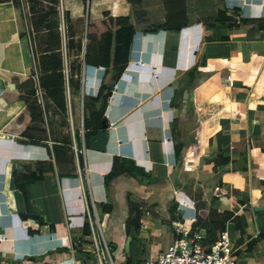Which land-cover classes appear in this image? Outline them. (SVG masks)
I'll return each mask as SVG.
<instances>
[{
	"label": "crops",
	"instance_id": "obj_1",
	"mask_svg": "<svg viewBox=\"0 0 264 264\" xmlns=\"http://www.w3.org/2000/svg\"><path fill=\"white\" fill-rule=\"evenodd\" d=\"M54 1L0 0V264H95L82 245L88 240L83 234L88 202L103 219L116 263L155 257L178 236L177 227L167 214L159 220L143 213L140 227L128 229L137 197L159 204L158 211L176 201L175 216L200 229L197 200L203 203L201 222L213 208L233 211L226 225L240 248L238 264H264V239L252 241L264 229V14H250L264 12V0H185L187 20L181 23L199 29L156 31L146 28L171 24V0ZM51 8L57 11V29L69 30L73 65L77 42L82 43L81 87L73 98L95 97L102 84L116 83L105 110L106 151L86 145L81 151V137L79 149L72 129L69 139H55L48 127L40 138L25 132L32 125L30 100L41 106L44 120L49 113L45 103L52 102L42 90L39 94L34 78L39 82L44 48L43 32L34 29H48L55 18L47 14ZM218 9L224 12L221 19ZM131 26L135 33L128 60L115 80L114 49ZM86 47L95 60L108 50L109 65L83 62ZM193 67L194 84L187 89L186 72ZM126 144L130 152L125 155L157 182L145 185L123 173L105 188L110 156L120 155ZM40 160H52L54 174L27 183L24 198L13 173ZM178 163L173 183L170 175ZM70 171L77 174L70 176ZM102 204L111 210L105 212ZM256 206L263 209L256 211ZM23 213L38 215L45 224L22 218ZM237 220L241 227H234Z\"/></svg>",
	"mask_w": 264,
	"mask_h": 264
},
{
	"label": "trees",
	"instance_id": "obj_2",
	"mask_svg": "<svg viewBox=\"0 0 264 264\" xmlns=\"http://www.w3.org/2000/svg\"><path fill=\"white\" fill-rule=\"evenodd\" d=\"M84 1V0H83ZM55 3L57 0L54 1ZM135 2H139L138 0H135ZM172 5V17L168 18L167 20L171 21L170 25L167 24H157L152 25L151 27H147L146 29H199V25H193L191 27H183L181 22H184L187 20L185 7L183 5H179L181 3V0H171L170 1ZM177 12H176V11ZM235 11L238 9L235 8ZM221 9L217 10V18L221 19L223 17ZM47 14H53L55 15V18L50 20L49 23H47L46 28L48 29H34L35 31H42L43 35H41L40 41L44 44V48L40 50L42 54L40 55L39 59V70H40V78H39V85L42 90V93L44 96L48 97L61 111L62 115L66 117L67 114V108H66V99H65V75H64V56L67 62L68 67V83H69V90L71 98L78 94L80 87H81V64L82 60L80 59V54H82V43L79 39L76 45V51L75 55L77 57L73 62L70 59L71 56V46L68 45L66 42V49L64 52V48L62 46V32L60 29H57L58 26V19L56 18L57 11L53 8L48 11ZM253 15H262L264 12L261 13H250ZM181 17V20L174 19L176 17ZM183 16V18H182ZM264 19V17H262ZM127 33V37L124 41L120 42L118 41L115 49H114V56L112 59L113 65H114V73H115V80H117L121 74V72L124 69V64L128 60V50L130 46V42L132 39L133 34L135 33V28L132 26L128 29H124ZM69 35V30L64 29V36L67 39ZM74 34H72L73 36ZM105 52V55H104ZM65 53V55H64ZM102 58L99 60H95L91 58L90 56V50L88 47L85 48V51L83 53V62L85 63H93V64H99V62H104L103 64L105 66L109 65V51L105 50L102 53ZM105 58V59H104ZM196 67L191 68L189 71L186 72V75L189 77V80L186 84V88L189 89L193 86L194 81V73H195ZM113 82L110 84H102L100 86L99 92L95 97H88L84 99V120H83V126L85 129V141L87 140V137L91 134L96 133L98 129L101 128L102 121L105 119V110L106 106L108 104V92L109 90H112L113 88ZM35 89L31 88L29 94H34ZM72 99H71V109H72ZM29 109L31 114V126L28 127V131H25L26 134H29L30 129H35V126L38 127L39 121L42 120V112L37 105V102L35 100H30L29 102ZM73 110V109H72ZM65 123L66 120H65ZM34 127V128H33ZM43 129V125L41 130ZM44 130V129H43ZM42 130V132H43ZM74 134L76 138V142L78 145V148L80 149V134H79V128L76 126L74 129ZM30 135V134H29ZM71 144V142H69ZM71 148V147H70ZM72 150V148H71ZM180 150L181 145L178 147V156L180 157ZM130 152V146L128 144L121 146V154L120 155H112L109 159V171L103 176V183L105 188H108L110 182L116 178L118 175L127 173L130 176L135 177L138 182L142 184H151L155 183L159 180L157 177H150V175L147 174V172L138 164L135 163V161L130 158L129 156L125 155V152ZM78 156L80 160H82V155L78 151ZM82 162V161H81ZM82 169V165H81ZM54 174V166L52 160H40L35 162V166L32 168H25L23 170H15L13 173V180L15 187L18 188L21 192L23 197L25 198V185L29 182H36L41 179H43L45 176H49ZM70 176H75L77 174L76 171H70L67 173ZM89 204V202H88ZM175 205L177 203L175 202ZM103 210L105 212H108L111 210L110 204H102ZM90 212H91V208ZM135 212L134 206L130 207V217L127 220V227L128 229L130 227L139 228V216L134 214ZM223 212H226L229 216L227 218H221L219 220H214L212 216V229H209L208 226H205L203 224V228L205 229V236L203 238V242L206 245H210L213 243L216 238L218 237L219 233L225 229V224L232 218L233 211L225 210ZM212 215V212L209 211L208 216ZM22 218H34L38 220L40 225H44L45 222L41 217L38 215H33L30 213L22 214ZM133 216V217H132ZM198 221V219H197ZM196 221V222H197ZM197 225V224H195ZM199 227V226H198ZM83 234L84 235H90V226L88 222V216L86 215V221L83 224ZM87 244L90 245V241L87 240ZM111 245V244H110ZM86 252V253H85ZM84 254L94 260L96 262V256L95 253H90V251H84ZM131 259H129L126 264H130Z\"/></svg>",
	"mask_w": 264,
	"mask_h": 264
},
{
	"label": "built area",
	"instance_id": "obj_3",
	"mask_svg": "<svg viewBox=\"0 0 264 264\" xmlns=\"http://www.w3.org/2000/svg\"><path fill=\"white\" fill-rule=\"evenodd\" d=\"M62 12V10H61ZM63 34V48L64 52L66 49V38L64 36V29H62ZM65 55V53H64ZM64 75H65V99L68 119L70 120L72 132L74 131L72 126V109H71V95L68 83V67L64 56ZM36 80L37 91L40 92L41 88L37 79ZM116 88V83L113 84V92ZM84 120V98L80 96V114L79 121L81 128L79 129L82 150L85 149V129L83 126ZM74 148L77 150V146L74 143ZM85 170V168H84ZM81 170L79 169V173ZM84 197H87L85 190L83 189ZM89 208H93V213L90 212ZM87 216L90 226V237L93 242V252L98 258L100 264H103V259L107 255L109 259V264L116 263L111 256V246L107 242L103 233V223L100 222L97 214L95 213L94 203L88 204L87 206ZM177 237L170 242L165 249L160 251L155 257L147 258L138 264H238V253L240 251L239 246L236 245L235 239L230 236L228 229L221 231L216 238V240L210 245H206L202 240L205 236L203 233L204 229L199 231H194L190 233L186 228H176ZM106 261V259H105Z\"/></svg>",
	"mask_w": 264,
	"mask_h": 264
},
{
	"label": "rangeland",
	"instance_id": "obj_4",
	"mask_svg": "<svg viewBox=\"0 0 264 264\" xmlns=\"http://www.w3.org/2000/svg\"><path fill=\"white\" fill-rule=\"evenodd\" d=\"M14 1L18 2L19 0H14ZM182 2H183V5L185 7L184 10L187 13V8L185 6L186 5V1L185 0H181V3L179 5H182ZM205 10H207V8ZM182 18H183V16H182ZM176 20H181V17L180 16L176 17L174 19V21H176ZM71 99L73 101L72 102V106H73L72 107V109H73L72 110V126H73L74 129H75L76 126L80 129L81 128L80 121H79L80 98H77V97L73 98L72 97ZM45 107H46L47 111L49 112V113H47L46 119L44 120V117H43V114H42L43 119L41 121H39V123H41V124H38V127L35 126L34 130L30 129L29 130V134L32 135L33 137H38V138L44 137V136L47 135V127H48V131L50 132L51 136L54 137L55 139H63L64 137H65V139H69V137L71 136V125H70V120L68 119L69 118L68 115L66 114V117L63 116L61 111L59 110V108L53 102H46L45 103ZM39 108H40V110L42 112V108H41L40 105H39ZM65 120H66L67 123H65ZM42 125H43V129H44V130L42 129L43 132L41 130ZM33 137L32 138L29 137L28 140L35 141V142H41V141H37V139L33 138ZM72 145H73V142H72ZM81 151H82V144H81ZM34 166H35V163H24V164L20 165L19 168H20V170H23L25 168H32ZM69 170L66 169L65 171H69ZM179 186H182V185L180 184ZM181 197H182L181 193H177V198L181 199ZM198 197H200V196H198ZM147 199L146 198H144V199L142 198L141 199V198L137 197V200L134 199L136 201H134V202L132 201L131 202L132 206H134V208H135V214L139 216V221H140L141 215L143 213H144V215L147 216V218H158L159 220H163L166 217V214H167L168 217H169V220H171L173 222V225H175L178 228H180V227L186 228L187 230H189L190 233H193L194 231H196V229H197V231L200 230L199 227L195 228L193 225H191V226L184 225L181 217L179 216V218H177L178 216H175V212H176V208H177V205H175L176 201H173L166 209L158 211V210H155L156 209L155 205H159V204L152 203L151 201H149ZM195 199L197 200L198 198H195ZM195 208H196V218L198 219L197 222L205 224V226H208L209 229H212V227H213V225H212V216H213L214 220H219V219L224 218V217L227 218L229 216L228 214H226V212H223L225 210L219 211L218 209L213 208V209L210 210L212 212V215L207 216L204 219V221L201 222V220H202V216H201L202 215V211H204L203 210V203L197 200V202L195 203ZM157 211L160 212L161 216L159 215V213H156ZM156 214H157V216H156ZM237 218L241 219L240 214H237ZM174 219H176V220H174ZM102 220H100L101 223H103ZM197 222H195V223L198 224ZM240 224H241L240 220H237L235 222L234 227L235 226L241 227ZM139 227H140V224H139ZM225 229H228V232L231 235L234 234L233 229L232 228H228V226L226 224H225ZM253 231L255 232V230H253ZM241 232L243 234V232H244L243 229H242ZM103 233H105V232H103ZM203 233H205V229L203 230ZM87 236H88V238H87L88 241H90V245L85 243L84 241H83L82 245L83 246H87L88 247L87 249L92 253L93 252V242L91 240L90 235H87ZM263 239H264V229H259L258 233L255 235V237L253 238L252 241H253V243H255V242L259 241V240L262 241ZM164 241H167V240L164 239ZM76 247L77 246L72 247V250H74ZM96 259L97 260H96L95 264H100V262H99L97 257H96ZM105 259H106V261H105ZM103 264H109V259L107 258V255L103 259Z\"/></svg>",
	"mask_w": 264,
	"mask_h": 264
},
{
	"label": "water",
	"instance_id": "obj_5",
	"mask_svg": "<svg viewBox=\"0 0 264 264\" xmlns=\"http://www.w3.org/2000/svg\"><path fill=\"white\" fill-rule=\"evenodd\" d=\"M112 94V90H109L108 95L110 96ZM187 96V91L184 92V97ZM108 127H109V120L108 119H104L102 121L101 124V128L98 129L96 131V133L91 134L87 137V140L85 142L86 146L89 149L92 150H98V151H106V146H107V142L109 140V131H108ZM179 167V163L178 165L175 166L174 171L172 172V174L170 175V180L175 183L176 181V176H177V170ZM263 207L261 206H256L255 210H262ZM132 237L128 236L127 240L125 242V248L128 250L130 243H131Z\"/></svg>",
	"mask_w": 264,
	"mask_h": 264
},
{
	"label": "bare ground",
	"instance_id": "obj_6",
	"mask_svg": "<svg viewBox=\"0 0 264 264\" xmlns=\"http://www.w3.org/2000/svg\"><path fill=\"white\" fill-rule=\"evenodd\" d=\"M96 151H98V150H96Z\"/></svg>",
	"mask_w": 264,
	"mask_h": 264
}]
</instances>
